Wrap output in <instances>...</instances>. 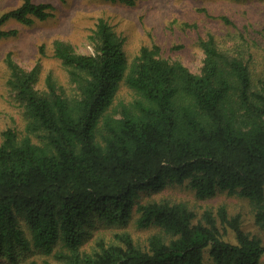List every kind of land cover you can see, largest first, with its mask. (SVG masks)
Here are the masks:
<instances>
[{
	"label": "trees",
	"instance_id": "16d2710c",
	"mask_svg": "<svg viewBox=\"0 0 264 264\" xmlns=\"http://www.w3.org/2000/svg\"><path fill=\"white\" fill-rule=\"evenodd\" d=\"M53 8L23 0L0 16V36L16 34L3 29L7 19L31 24ZM91 37L87 54L53 41L71 94L50 75L38 89L39 63L26 69L5 56L7 85L26 124L0 135V257L18 264L28 252L51 253L60 243L56 264H264L262 239L223 205L197 217L184 201L140 199L170 184H186L198 198L226 191L248 201L264 230V80L249 59L221 49L209 33L199 39L204 57L195 73L160 56L156 45L128 61L123 38L104 19ZM121 82L135 97L107 112ZM134 212L138 226L161 229L146 247L120 233L116 243L81 248L93 217L125 225Z\"/></svg>",
	"mask_w": 264,
	"mask_h": 264
},
{
	"label": "rangeland",
	"instance_id": "374dc122",
	"mask_svg": "<svg viewBox=\"0 0 264 264\" xmlns=\"http://www.w3.org/2000/svg\"><path fill=\"white\" fill-rule=\"evenodd\" d=\"M53 5L52 15L23 24L14 18L7 19L3 29H15L16 34L0 36V135L6 127L24 131L26 118L24 106L7 85L8 70L5 56L12 58L26 69L39 63L36 87L45 89V78L50 75L69 94L74 86L61 60L54 55L53 41L69 42L78 53H92V31L99 19L106 20L124 42L128 61L139 53L142 46L156 45L159 55L171 61L177 60L191 71L199 73L204 57L200 38L212 34L221 49L239 52L249 59L253 73L264 80V0H33ZM23 0H0V16L14 9ZM226 17L229 22L223 20ZM134 91L121 82L112 105L107 112H116L120 104L132 101ZM33 140H37L33 137ZM1 141V136H0ZM142 202L150 200L184 201L199 217L203 210L216 212L222 205L230 217L239 215L242 228L262 239L264 230L254 223L248 201L226 191L217 192L208 198H198L186 184H170L154 191L142 192ZM138 213L125 225L112 224L97 216L85 226L86 235L81 248L92 251L98 243H116L117 234L128 233L134 242L146 247L152 234L160 233L157 225L140 227L136 223ZM223 235L232 239L233 232L220 225ZM60 247L54 244L51 253L35 249L26 254L18 264L47 259L58 263L53 254ZM33 249V248H32ZM264 260V255H263ZM0 264H10L0 257Z\"/></svg>",
	"mask_w": 264,
	"mask_h": 264
}]
</instances>
